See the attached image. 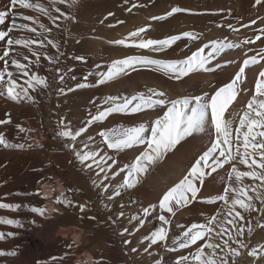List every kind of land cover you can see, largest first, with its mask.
I'll list each match as a JSON object with an SVG mask.
<instances>
[{
	"label": "bare ground",
	"instance_id": "obj_1",
	"mask_svg": "<svg viewBox=\"0 0 264 264\" xmlns=\"http://www.w3.org/2000/svg\"><path fill=\"white\" fill-rule=\"evenodd\" d=\"M89 1L90 0H77L76 4L72 5L71 0H65L63 4H60L57 0V3L53 5L51 0H27V2L32 4H42L53 17L59 16V19L53 23L49 16L36 8L26 9L21 7L19 2L13 6L11 0H0V12L7 13L4 22L0 23V31L12 29L9 35L14 40L34 39L44 41L43 45L32 44L30 48H25L22 44L13 45L12 48L15 49V51L10 52L9 57L6 58L9 61L8 65L5 66L4 62L0 60V74L5 75V80L0 81V92L5 93L4 95H0V120L10 121L9 123L0 124V133H3L9 145L6 147L0 144V202L22 205L20 209L15 211L0 208V217L19 220L23 225L22 227H18L15 224L9 225L0 223V233L5 234L4 238L0 239V250L6 252L14 251L16 253L14 256H0V264H73L75 253L72 252V247H68L69 244L73 245L72 240L64 239L57 235L58 232L62 231V226L69 224L78 225L84 229V232H81L83 235V245L80 247L79 251H90L86 257V262L89 264H91V261H95L97 264L100 258H108L110 252H112L113 255L115 254L116 258L124 261V264H157V261H160V264H166L168 261L167 252L175 247V243L171 237L172 234H170V232H172L171 224L169 223L164 226L167 230L165 241H159L156 244L151 243L154 232L162 226V222L159 220V215L161 214L165 215L169 220L174 218V222L180 228V232L181 230L185 231L187 227L191 226L193 223L208 225L211 229L208 234L210 238L198 241L197 245L191 247L197 253L199 246L205 245L203 247V254L212 257V255L217 254L216 252L219 253L220 250L223 249L222 247L224 245L221 246V243L223 242L222 240L227 237L224 236V233H226V235H231L236 229L233 228L232 225H229L227 220H221L220 218L213 219L214 216L209 217L214 208L203 204L206 199L201 203L198 202V204H192L190 206H174V214L162 211L159 208V201L163 195L161 191L162 187H160V182L162 181L158 182V185L152 180L146 179L147 181H145V179L142 180L137 177L135 187L127 188L124 186V179L129 170L124 168L125 165L123 166V160L121 158H119V161H115V158L114 161H106V158L101 160V158L96 155V159L101 160L104 172H100V168L92 163L91 160L87 162L92 164L91 169L80 163L75 155L77 151H88L95 154L97 149L105 153L108 151L105 145L104 147L106 149L101 147L102 143H99L101 137L98 135L100 131L98 126L92 128L91 126H86L87 122H75V118L72 115L68 118L70 121L67 120V125L70 123L68 128L75 132L77 128L80 127L79 125L83 123L81 126L85 124L87 131L77 137L75 141L58 135V133L65 128V125L61 124L62 110L58 106L59 102L56 96L60 93V89H67L63 88L64 84L59 79L61 75L65 76L64 80L71 83H74V80H76L78 84L86 83L89 85L88 87L81 88V95L84 102L92 98L94 94H103L106 90L116 91L121 87L120 80L118 83H115L113 80L114 83H112V85H104L105 83L99 84L98 80L101 74L108 71L110 62L106 57L107 53L111 51L118 52L115 53V57L118 58L122 56L119 53L124 52L118 44L113 43L121 39L122 32L126 27L124 25V14L117 9L120 13L116 16L113 15L114 18H112V22L110 23L114 27L112 30V34L114 35L109 34L110 31L106 27H101L98 29L99 33H94L92 35L90 34L91 30L85 28L87 24H84V26L81 25L83 23L75 14V11L79 10L81 5L87 4ZM224 1L225 0H223V3ZM56 8H59L60 12H57ZM262 9H264V7H262ZM252 15L254 17L262 16L264 21V12L262 10L261 12H253ZM24 16H30L33 19L24 20ZM134 22L135 20H130V23L135 24ZM22 23H27L30 27H35L37 31L33 33L27 29H17L13 27L14 24L19 25ZM40 24H44L45 27L50 28L51 31L47 32L41 29ZM82 28L87 31L86 36L82 35ZM75 31H79L82 36H79L76 42L71 43V40L68 38H70L69 36H72ZM58 32L62 38L59 36ZM218 36L220 35L215 33V35L207 36L203 39L205 41L214 39L215 41V38L219 39ZM55 37L63 39L60 51L57 57H55L58 63H52L44 56V53L49 56V50H51L52 47L47 41H53ZM243 39L239 38L238 40H233L232 43H237L242 46L244 45L246 37ZM6 40L7 37L5 41H0V56H2L3 50L7 47ZM195 46L196 43L190 47L192 49L190 50L193 51ZM246 46H243L246 51L248 49L249 52L252 51L249 55H257V53H260V50L264 48V41L261 40L256 46L254 43H247ZM225 51V53H227L226 55L232 58V61L234 57H237L235 55L237 52L235 53L233 48L225 49ZM17 52L21 53V55L17 56ZM33 52L40 55L39 66L35 64L36 56L33 55ZM238 53L240 59L235 61V65L233 64L234 66H231L232 69L237 68V65L245 56L243 50L238 51ZM25 55L29 57L28 60L23 59ZM77 56L83 57V60L75 59ZM13 57L19 59L21 63L29 65V75H23L11 64V59ZM230 60L231 59H229V61ZM57 69H62V73L57 71ZM7 71L13 72V78L17 80V91H20L21 86L23 88H28V96H31L32 99L24 97V99L17 102L8 98L6 93ZM261 71H264V66L261 68L255 67L249 69L248 72L244 74V79L242 81V101L240 102L239 100L234 105L231 112L233 120L235 121L232 126L234 134L233 139H235V128L239 125V116L246 110L247 103L255 92V85ZM32 73H37L39 76L46 77L49 86L47 88H29L26 81L31 79ZM85 77H87V80H85ZM199 77L202 80H208L214 76L195 74L191 76L190 79L194 81ZM20 94L24 96L23 92H20ZM72 95L75 96L76 94L74 93ZM86 103L87 102H85V104ZM240 105L243 106L241 107ZM113 118L111 124L115 122L118 127H127L130 129L137 127L133 124L134 122L124 121L122 117L116 116ZM17 125H20L25 131H21ZM34 128L37 129V132L32 131ZM244 130H246V128ZM38 133L46 134L47 136V140L41 149L32 147L34 134ZM199 134L201 135L200 138H203V140L210 145V141L214 138V132L211 131V127H206L205 131L199 132ZM94 135H96V137ZM94 142L97 144L95 143L96 145H94ZM17 144H22L23 147H15L14 145ZM73 144L76 145L75 149L71 146ZM85 145H87V148L84 147ZM199 147L198 149L195 147L197 150L193 148L191 150L190 147H187V149L181 147L178 151L176 150L177 157H182V160L185 161H183L185 163L183 166L187 171L191 168L195 160L204 152L203 150H199ZM49 151H56V153L50 155ZM232 151L233 155H235V148H233ZM255 158L260 160L259 154L256 155ZM250 162L249 160V163ZM232 163L234 162L225 164L222 168L217 169L215 173H211L210 169H205L206 175L203 177L204 187H202L203 189L201 188L202 191L197 193V198L209 196L218 197L222 195V191L225 192V188H228L227 196L233 195L234 190L231 186L234 181L238 180L235 178L234 173L231 178H229ZM182 164L183 163H181V165ZM122 168L123 170L120 172L119 170ZM238 170L242 172V168ZM248 170H250V168ZM252 170L264 173V170L256 168L255 166L251 168L250 171ZM182 172H184V170H182ZM179 175L181 176L182 174ZM223 175L227 176V178L225 179ZM105 177L107 178L105 179ZM252 179V177H241L240 181L244 184H251ZM159 180H161V177ZM55 183L57 185L56 190L64 192L66 198L59 197L55 192L56 190L54 191ZM168 183L170 182L168 181ZM42 184L47 185L46 189L48 192L46 189L39 187V185ZM103 185H107V188L103 187ZM173 186V183H171L168 187H163V191L166 192V190ZM199 186H201V184ZM261 187L264 188V181H262ZM121 191H123V193L125 192L123 194L124 198L120 196ZM117 192L119 195H115ZM45 193L47 195H44ZM109 196L113 198L109 200ZM57 197L60 198L61 202H57ZM235 199L243 200L241 196L237 195ZM64 200L71 201V204L63 203ZM45 201L54 203V205L58 207V210L54 212L53 220H48L46 218L49 209L45 205ZM123 201L124 205H121ZM81 204L85 205L83 212H81L79 208ZM49 206L53 205L50 204ZM231 206L239 208L241 212L246 211L239 205L233 206L232 204ZM31 207L45 208L46 211L44 215H40L39 213L32 212L30 210ZM53 207H50V209L53 210ZM145 208L150 209L147 215L144 213ZM232 216L233 214L230 215L231 218ZM33 221H35V223H33ZM209 221H211L210 224ZM249 227L250 226L247 224V226L242 228L243 234L246 232V234H248ZM225 229L230 232H225ZM105 230H111L114 235V242L112 245H106L101 241H97ZM75 231L76 229L72 227L66 228L65 230V232L70 233ZM9 232L14 233V235L8 236L7 233ZM183 240L184 237L181 235L180 241ZM209 243L212 245H219L222 249L219 250V247L209 248L206 246V244ZM228 253V256H230L229 258H232V264H234V262L235 264H242L243 255L234 256L232 252ZM258 255L260 254L258 253ZM258 255L252 257L250 264H264V255ZM228 256L223 249V253H220L219 256L220 263ZM53 257L57 259L53 260Z\"/></svg>",
	"mask_w": 264,
	"mask_h": 264
},
{
	"label": "rangeland",
	"instance_id": "obj_2",
	"mask_svg": "<svg viewBox=\"0 0 264 264\" xmlns=\"http://www.w3.org/2000/svg\"><path fill=\"white\" fill-rule=\"evenodd\" d=\"M225 1L223 3V0H90L87 4L81 5L80 9L75 11V14L77 15V18L83 23L81 25L84 26V24H87L85 28H87L88 30H91L90 34L92 35L94 33L95 34L99 33L98 29H100L101 27H106L110 31L109 34L114 35L112 34V30L114 27L112 26L110 22H112V18H114V16L120 13L118 10H120L124 14V18H125L124 25L126 26L122 32L121 39L127 38L129 36V33L134 32L141 27L146 28V32L142 33L140 37L144 39H147V38L164 39L172 35H181L180 40L176 41L171 47L165 49L166 51L163 50L160 52H155L150 49H141L135 46L134 44H132L131 38H128L126 40L125 45H119L121 50L124 51V52L119 53L122 55L121 57H118V58L115 57L116 56L115 53H118V52L111 51L107 53L106 57L109 59L108 61L110 62L109 68H108V71H109L112 68L113 61L120 60L128 56H132V55H146L153 59L164 60V61H180V60L185 59L186 56L188 57L189 55H191V53L196 51L197 49L203 48L205 49V54H207L208 52H211L214 47H219L220 44L227 45L229 43H232L233 40H238L239 38L243 39L246 37L245 41L246 40L254 41L255 46L258 45V43H260L261 40L264 41L263 39L264 38L263 18L262 16L254 17L252 15L253 12L254 13L257 11L261 12V10L264 12V9H262V7H264V0H261L260 4H256V0H225ZM133 5H135V7H133ZM172 7H181V8L188 9L189 11L181 12V13H174L171 17H167L165 20H162V21L151 19V17L153 16H161V15L166 14L167 12L171 10ZM132 19L135 20L134 22L135 24L130 23V20ZM253 20L255 21V24L252 23ZM131 24L134 26H132ZM149 25L151 27H148ZM228 25H231L232 28H229ZM244 25H247V27H244ZM241 31L243 34L241 33ZM86 32L87 31H85L84 28H82L83 36H86ZM185 32H190V33L195 34L198 37V39H195L196 40L195 41L194 39L190 37L183 36L182 34ZM215 33L217 35L218 34L220 35L218 36L219 39L215 38V41L214 39H210V40L208 39L206 41L204 40L205 37L215 35ZM246 33H249V34H246ZM58 34L60 36L59 32ZM82 35L80 34L79 31H75L72 34V36H69L70 38L68 39L71 40V43H74L77 41L79 36H82ZM258 35L261 37V39L256 40V36ZM53 42L58 43L59 48L57 49V48L51 47V50H49L50 51L49 56L55 58L57 57V54L60 51L61 42H63V39L55 37L53 39ZM214 42H219V43H214ZM194 43H196V46L194 47V50L191 51L192 49L190 47L194 45ZM232 44H237V43H232ZM245 44L247 45V43L245 42H244V45L242 46L240 44H237L239 45V47H237L236 49L233 48L234 52L235 53L237 52V54H235L237 57H234L233 61L231 57H228L226 55L227 53H225L226 51L224 50V52L222 53H216L215 57L210 60V63L207 66L211 67L212 69L211 71H207V72L203 70L194 71L190 73L188 76L181 77L180 79H175L174 74L170 72H166L164 69L159 68L157 66L137 65L135 70H128L127 73L121 74L117 76L115 79H113L115 83H118L120 80L121 87L118 89L119 91L118 90L116 91L106 90L103 94H94L93 97L89 99L90 102L89 100L85 101L87 102L86 104L83 101V97L81 95L82 93L81 88L76 87V85H78V83H76V80H74L75 81L74 83L64 80L63 88H67V89H64L63 92L60 91V93L59 94L57 93L58 95L56 96L59 102V103L57 102L58 106L62 110L61 119L64 121V125L67 127L70 126V123H68L67 125V120L70 121L68 118L71 117L72 115L75 118V122H78V121L88 122L93 115L97 114L98 110H103L104 107L109 106V105L104 104V101L108 97L114 96V97H120V98H125V97L131 98V96L136 95L137 93H144L145 95H151V93L149 92V89H154L157 92H163L165 94V96L163 97L165 100L181 99L184 97H194V96L203 97L205 93H207L208 96L210 97L212 94L215 93L217 89L229 83L234 78L236 72L243 65L244 59H247L248 57L253 56V55H249L252 51L249 52V49L247 51L246 49H244L245 47L243 46H246ZM225 49H228V48H225ZM241 50H243L244 52L243 54H245L246 57L244 56L241 59L240 63L237 65V68L232 69V67L235 65V61H238L240 59L238 51H241ZM109 57H111L112 59ZM228 58L231 60L229 61ZM257 59L259 60V56L257 57ZM263 62L264 61H260L258 64L249 65L248 67H246L245 72H248L249 69H253L255 67L261 68L262 66H264ZM217 64H219V67H217ZM60 72L62 73V69L60 70ZM195 74L208 75V76H214V77H211V79H208V80L207 79L202 80L199 77L198 78L199 80L197 79L193 81L190 78L191 76ZM113 80L107 81L104 85H108V84L112 85V83H114ZM239 87L241 90L239 91L237 99L233 102L232 105L229 106L230 113L232 112V108L234 107V105L239 100L240 102L242 101L241 100L243 96L242 82L240 83ZM68 89H73V90L68 91ZM74 93L76 94L75 96L72 95ZM168 107H170V104L166 103L163 106L157 105L151 108L150 110L144 109L138 113H125V114L116 113V114H112L110 116L111 118L109 117L104 122H97L91 125L86 123V126L88 125L89 127L91 126L92 128L93 127L95 128L98 126L100 130L104 126H105L104 128L126 129L127 127H122V128L118 127L117 124H115V122L111 124V121L114 119L113 117L117 116V117H122L124 121L134 122L133 124H135L136 126L143 124L145 125V127H148V126H151L157 118L161 117L164 114V112L167 111ZM226 117L228 119H233V115L230 116L228 115V113H226ZM81 125H79L80 127L77 128V131L80 128L86 127L85 124L83 126ZM127 129H130V128H127ZM63 130H65V128H63ZM32 131L37 132V129L34 128ZM41 134L42 133L34 134L32 147L39 148V149L43 148L47 140V136L46 134H42V135ZM94 136L96 137V135ZM200 137L201 135L199 134V132L194 133L191 136L185 137L184 139L181 140L179 144L176 145V147L170 149L169 150L170 152L168 151L162 154L159 158L155 160L154 163L149 164L147 167V171L140 173L137 177L142 180L145 179V181L152 180L153 182H156L158 185H159L158 182L162 181L160 182V185H161L160 187H162V189L161 188L159 189H161V191L163 192L162 194L164 195L169 189L166 190V192H164L163 187L164 188L168 187L171 183H173V185H176L184 177V175L187 174L186 173L187 169H184V166H183L185 164L184 163L185 161L182 160L183 159L182 157H177L178 149H180L181 147L185 149H187V147L188 148L190 147V149L192 150V148L196 149L195 147H197L198 149V147L200 146L201 148H204V149H201L199 147V150L206 151L207 150L206 148L210 147V145L207 144L206 141H204L203 138H200ZM257 139H259V137ZM101 140H99L100 144L102 143ZM201 141H204V142H201ZM241 142H242V137H241ZM95 143L96 142H94V145L97 144ZM101 145H102L101 146L102 148L106 147V145L103 143ZM146 150H147L146 145L141 144V145H134L131 148L123 149L119 152L108 149V151L106 150L107 152L105 153L104 151H100L97 149L96 155L99 156L100 158L101 157L106 158V161H112V160L114 161L115 159H116L115 161H119V158H121L123 160V166L125 165L124 168H126L127 170H131V165L135 163V158L139 156L141 152H144ZM251 151H252L251 148H249V152ZM55 153L56 151H49L50 155H54ZM109 156L111 157V159H108ZM239 160H240V157L237 156L236 160L233 161L236 167L238 169L242 168V172L247 171L249 167L245 164H241ZM181 163L183 164L181 165ZM122 170L123 168L120 169L119 171L121 172ZM182 170H184V172H182ZM179 174H182V175L180 176ZM223 176L225 177V179L227 178V176L225 175ZM160 177H161V180H159ZM168 181L170 183H168ZM251 184H246V183L244 184L240 180L234 181L231 186L234 190V194L227 196L228 203H225L223 200H219L217 199V197H213V196H209L205 198H197L198 197L197 196L195 200H190V202L187 204L189 206L192 204L193 205L198 204V202L201 203L202 201H205L206 199V201L203 202V204L214 208L212 214H210L209 217L214 216L215 218L217 219L220 218L221 220L228 221V220L233 219L236 211H239L241 213L244 219L239 220L237 218L238 224L242 226V228H244L248 224L250 226L249 228H251L252 231L251 232L248 231V234H246L247 233L246 232L242 236L239 235L238 237L236 234V230H235V232L233 233L234 235L231 234L235 239L230 240L229 245H230V248H235L237 251L240 252V255H243L242 264H250V261L252 260V257L254 256L249 255V253L252 252L253 250H255L257 253H261L262 251H264V188L261 187L262 181L259 179H252ZM45 185L46 184H42V185H39V187L46 189L47 185L46 186ZM54 185H55L54 186L55 187L54 191H55L57 189V185L56 183ZM199 185L198 187H200V191H202L203 189L202 187H204V183H202L201 186ZM253 189H255V191H253ZM46 191L48 192L47 189ZM55 192L57 193L59 197L66 198V195L64 194V192H61L58 190H56ZM245 192L247 193V195H244ZM124 193L123 191L120 192V196L122 198H124V195H123ZM222 195H225V192L222 191ZM236 195L241 196L245 203L251 205V207L247 209L245 212H241L239 208H234L231 206L232 201L236 198ZM257 195L260 196V199L256 198ZM248 197H251V200H249ZM48 203L49 201H45V205L49 209L46 214V218L48 220H53L55 211H52L50 207L54 206L53 208L56 210H58V207L55 206L54 203H49V204ZM50 204L53 206H49ZM121 205H124V201L121 202ZM174 206L176 205L173 204V207ZM229 212L233 214L232 218L230 217V215H228ZM174 221H175L174 218L170 220V224H171L172 232H173V233L170 232V234H172L171 237L173 239V242L175 243V247L167 252L168 261L166 262V264H177L178 258L182 256L188 257V264H200V260L207 261L209 258L214 260L216 264H222L220 263L219 256H220V253H223V249L226 252L227 256L229 254L228 252L231 253L230 248L225 247V245L222 242L225 239H228V235L224 233V236H227V237L226 238L223 237L225 239L221 241L222 242L221 246L223 245L224 246L222 247L223 249L221 248V246L218 248L219 250L222 249L220 250L219 253L216 252L217 254L212 255V257H208L207 255L203 254L200 260L193 259V257L196 255V252L193 250L191 246H189L188 248H184V249L179 248L178 246L179 242H183V241H180V236L183 235L184 231L181 230L180 232L179 230L180 228L175 224ZM71 227L76 229L77 232L76 231L71 232V233L65 232L66 228H71ZM61 229L62 231L58 232L57 235L64 239H70L73 242V246L71 248L72 252L75 253L73 264H89L86 262L87 261L86 257L88 256V253H90V251L89 252L87 250L79 251L80 247L83 245L82 233L84 232V229L74 224L62 226ZM228 231L229 230L225 229V232L228 233ZM237 240L240 243H237L236 242ZM97 241L98 242L101 241L102 243L106 245H112L114 242V235L111 230H105L100 235L99 240ZM241 244L245 245V247H241ZM229 257L230 256L225 257V258L227 259L228 264L230 263L232 264V258L230 259ZM124 263H125L124 261L116 258L115 254L113 255L112 252H110L108 255V258H105V257L100 258V261L97 264H124ZM91 264H96V263L95 261H91ZM157 264H160V261H157Z\"/></svg>",
	"mask_w": 264,
	"mask_h": 264
},
{
	"label": "snow or ice",
	"instance_id": "obj_3",
	"mask_svg": "<svg viewBox=\"0 0 264 264\" xmlns=\"http://www.w3.org/2000/svg\"><path fill=\"white\" fill-rule=\"evenodd\" d=\"M19 2L20 6L23 8H36L39 11L43 12L45 15L49 16L52 19L53 23L59 19V16L53 17L51 13L42 5V4H32L27 2V0H11L13 6ZM52 4L55 5L57 0H51ZM60 4L65 3V0H58ZM77 0H71L72 5H75ZM261 0H256V4H260ZM135 7V5H133ZM57 12H60L59 8H56ZM189 11L188 9L181 7H172L169 12L161 16H153L152 20L162 21L167 17H171L174 13H181ZM7 13L0 12V23H3ZM63 15V14H61ZM111 15V14H110ZM24 20H32L30 16H24ZM255 24V21H252ZM13 27L17 29H27L30 32L35 33L37 30L35 27H30L27 23H22L19 25L14 24ZM148 27H151L150 25ZM229 28H232L231 25H228ZM247 27V25H244ZM40 28L44 29L47 32H50V28H46L44 24H40ZM0 31V41H5L7 47L3 50L0 60L4 62V65L7 66L9 61L6 59L9 57L10 52L15 51L12 48L13 45H23L25 48H30L32 44L43 45V40H20L12 39L10 37V32ZM146 32L145 27H141L134 32L129 33V36L125 39L116 40L113 43L118 45H125L126 40L131 38V43L141 49H150L155 52L163 51L171 47L176 41L181 39V35H172L164 39H152V38H140L142 33ZM183 36L190 37L192 39H198V37L190 32H185ZM139 38V39H137ZM46 39V38H45ZM261 39L258 35L256 40ZM47 43L54 48H59L58 43L48 40ZM219 43V42H214ZM245 43H254V41L248 40ZM239 45L229 43L227 45L220 44L219 47H214L211 52L205 54V49L200 48L192 52L191 55L180 61H164L153 59L146 55H132L126 58L113 61L112 68L101 74L100 79L98 80L99 84H104L107 81L115 79L121 74L127 73L128 70H135L137 65H152L164 69L166 72L174 74L175 79H180L181 77H186L194 71H211V67H208L210 60L213 59L216 53L224 52L225 48H237ZM17 56L21 53L17 52ZM33 55L36 56L35 64L39 66L40 55L33 52ZM44 56L47 60L52 63H58L53 57L47 56L44 53ZM259 56V60L257 57ZM24 60H28V56H23ZM77 60H83V57H75ZM260 61H264V48L260 50V53L253 55L243 60V65L236 72L234 78L227 84L223 85L215 91L210 97L207 93L204 96H194V97H184L181 99H171L165 100L163 97L165 94L163 92H157L154 89H149L151 95H145L144 93H137L136 95L131 96V98H120L110 96L105 101L104 104L109 105L104 107L103 110H98L97 114L93 115L91 119L87 122L88 124H95L97 122L106 121L112 114L116 113H138L144 109H151L157 105L163 106L166 103L170 104L167 111L164 114L157 118L150 127H145V125L140 124L137 127L131 129H115V128H102L98 135L102 138V143L106 145L107 149L114 151H121L123 149L131 148L134 145L145 144L147 150L141 152L139 156L135 158V163L131 165V170L128 171L127 176L124 179V186L127 188L135 187L137 183V176L140 173L147 171L149 164L154 163L157 158L162 154L168 152L170 149L174 148L177 144L181 142L185 137L191 136L197 132H204L206 127H211V131L214 132V138L210 141V147L207 148L192 164L191 168L188 170L187 174L172 188H170L159 201V208L162 211H167L168 213H173V204L176 206L187 205L190 200H195L197 193L200 191L198 187L199 184L203 183V177L206 175L205 169H210L211 173H215L217 169L222 168L225 164H229L236 160L237 156L240 157L239 162L241 164L247 165L250 169L254 166L256 168L264 170V71L259 73V78L255 85V92L252 95L251 99L247 103L246 110L242 115L239 116V125L235 128V139H233V119H228L226 113L231 115L229 112V106L237 99L239 91L241 90L239 85L244 79L245 69L249 65L258 64ZM11 64L23 75H29V65L21 63V61L15 57L11 59ZM219 67V64H217ZM57 71H60L57 69ZM74 78V77H73ZM61 82L64 81L65 76L61 75L59 77ZM5 80V75L0 74V81ZM87 80V77H85ZM29 88L36 89L38 87L47 88L48 82L47 78L39 76L37 73H32L30 80L26 81ZM89 85L86 83H81L76 85L77 88H85ZM73 89H68L72 91ZM61 92L64 89H60ZM20 92L24 93V96H21ZM6 93L9 99L13 101H21L24 97L32 99L31 96H28V88H23L21 86L20 91H17V80L13 78V72L7 71V83H6ZM4 92H0V95H4ZM122 100V102H121ZM10 121L0 120V124L9 123ZM61 124H64V121H61ZM21 131H25L20 125H17ZM246 128V130H244ZM86 128H80L78 131L73 132L67 126L65 130H62L58 133L61 137L69 138L72 141H75L82 133L86 132ZM242 137V142H241ZM259 137V139H257ZM0 144L9 146L4 138L3 133H0ZM15 147L22 148V144L14 145ZM73 149L76 148V145H71ZM87 148V145L84 146ZM233 148H235L236 154L233 155ZM251 148V152H249ZM243 149V151L241 150ZM259 154L260 160H257L255 156ZM77 159L85 167L91 169L92 164L87 163L89 160L92 163L96 164L100 168V172H104V167L101 164V160L104 157H101V160L96 159V154L88 151H77L75 152ZM108 159H111L109 156ZM249 160L251 161L249 163ZM235 174V178L239 181L241 177H252L253 179H259L264 181V173L256 171H244L241 172L237 169L235 163H232L231 172L229 173V178L232 174ZM210 174V173H209ZM107 177H105L106 179ZM39 183V181H38ZM107 188V185H103ZM39 191V190H38ZM255 191V189H253ZM228 188H225V195L218 196L217 199L223 200L225 203H228L227 198ZM44 195H47L46 193ZM63 195V194H61ZM119 195V193H115ZM244 195H247L245 192ZM113 197L109 196L108 199L111 200ZM257 199H260V196L257 195ZM251 200V197H248ZM57 202H61L60 198L57 197ZM63 203L71 204V201L64 200ZM233 206L239 205L241 208L247 210L251 207L250 204L245 203L241 199H235L232 201ZM22 207L19 204H9L0 202V208L11 209L13 211L18 210ZM81 212L84 211L85 205H79ZM32 212L39 213L44 215L46 209L40 207H31ZM52 211H56L53 209ZM150 209L145 208L144 213L147 215ZM231 215V212H229ZM243 220L244 217L239 211L235 212L233 219L228 220V224L232 225L236 229L237 236L243 235L242 226L238 224V220ZM215 219V217H213ZM159 220L162 222V226L157 229L154 234L151 243L156 244L159 241H165L167 237V230L164 226L170 223V220L163 214L159 215ZM0 223H6L9 225L15 224L18 227L23 225L19 220H14L7 217H0ZM35 223V221H33ZM211 221H209V224ZM211 231L208 225L196 224L193 223L191 226L183 232L184 240L179 243V248L184 249L189 246L197 245L198 241H203L208 237L209 232ZM252 229L249 228V232ZM4 233H0V239L4 238ZM8 236L14 235V233H7ZM234 239L232 235H228V239L223 241L226 247L230 248L229 240ZM237 243H240L238 240ZM73 245L69 244L68 247L71 248ZM201 245L198 248L196 255L193 259L200 260L203 255V247ZM209 248H217L219 245L206 244ZM241 247L245 245L241 244ZM230 251L234 256H239L240 252L235 248H230ZM264 255V251L259 253ZM16 253L14 251H3L0 250V256H14ZM67 255V254H65ZM251 256H256L258 253L253 250L249 253ZM53 260L57 259L56 257L52 258ZM62 259V258H61ZM177 264H188V257H179ZM200 264H216L214 260L209 258L207 261L200 260ZM222 264H228L227 260H223ZM235 264V262H234Z\"/></svg>",
	"mask_w": 264,
	"mask_h": 264
}]
</instances>
